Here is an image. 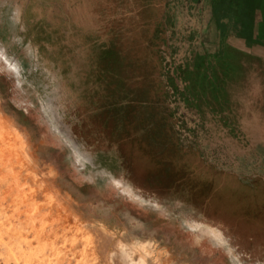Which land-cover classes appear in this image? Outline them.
Returning a JSON list of instances; mask_svg holds the SVG:
<instances>
[{
  "label": "rangeland",
  "instance_id": "rangeland-1",
  "mask_svg": "<svg viewBox=\"0 0 264 264\" xmlns=\"http://www.w3.org/2000/svg\"><path fill=\"white\" fill-rule=\"evenodd\" d=\"M243 1L0 0V114L107 264H264V42L213 27Z\"/></svg>",
  "mask_w": 264,
  "mask_h": 264
},
{
  "label": "bare ground",
  "instance_id": "bare-ground-1",
  "mask_svg": "<svg viewBox=\"0 0 264 264\" xmlns=\"http://www.w3.org/2000/svg\"><path fill=\"white\" fill-rule=\"evenodd\" d=\"M117 244L128 264H151L143 243L131 251L121 240ZM100 252L83 221L37 177L22 135L0 114V264H107V251V260Z\"/></svg>",
  "mask_w": 264,
  "mask_h": 264
},
{
  "label": "crops",
  "instance_id": "crops-1",
  "mask_svg": "<svg viewBox=\"0 0 264 264\" xmlns=\"http://www.w3.org/2000/svg\"><path fill=\"white\" fill-rule=\"evenodd\" d=\"M243 3H244V7L245 8L249 7L250 9H252L253 7H255V5L250 4L247 0H244ZM262 4H263V0H260L259 8L262 7ZM208 8L212 12L213 6L211 4H209ZM232 14H234L233 15L234 19L236 17L235 20L231 19L232 17H229V18L225 19L226 15H227V12H222L221 16L218 17V18L216 16V18L214 20V21H216V23H214V21L212 20L213 23H214L213 27H215L216 30H217V28H219L221 26L224 27V28L226 27L228 29V32H229V35H228L229 38L232 37V38H236V39H240V40L245 39L247 44H249L248 41H247L249 39L245 38L244 36H246V34H248V32L250 34H251V32H254V34H255V30H256V35L258 37V42L256 44H257V46H261V44L259 42H261V41L264 42V37H263L264 35L261 36L262 35L261 32L263 30V22H264L263 11L261 9L260 10H256L255 14L258 17V21L256 22V26L255 27H254V22H253V20H254V15L253 14L254 13L252 14L250 12V14L247 17H245L244 16L245 13H244V9H243V14L241 12L239 13L238 11H233ZM240 17H241V20H237ZM235 21H237V22L235 23ZM209 23L212 25L211 20L209 21ZM202 27H205V30H207V28H206V26H205L203 21H201L200 29H202ZM237 29H239V31H241L240 35L236 34V30ZM262 37H263V39H262ZM247 48H251V47H247ZM247 48L246 49H241L240 51L242 53L241 52L240 53L241 54L245 53V56H246V53L248 55L249 54L248 53L249 50ZM238 52H239V50H238ZM257 59H259V58H257Z\"/></svg>",
  "mask_w": 264,
  "mask_h": 264
},
{
  "label": "trees",
  "instance_id": "trees-1",
  "mask_svg": "<svg viewBox=\"0 0 264 264\" xmlns=\"http://www.w3.org/2000/svg\"><path fill=\"white\" fill-rule=\"evenodd\" d=\"M263 1H264V0H263ZM263 5H264V2H263ZM263 14H264V11H263ZM263 17H264V16H263ZM261 34H262L261 36L264 35V29L262 30ZM261 36H260V37H261ZM263 37H264V36H263ZM263 37H262V39H263Z\"/></svg>",
  "mask_w": 264,
  "mask_h": 264
}]
</instances>
